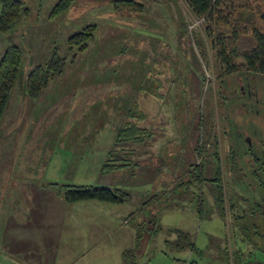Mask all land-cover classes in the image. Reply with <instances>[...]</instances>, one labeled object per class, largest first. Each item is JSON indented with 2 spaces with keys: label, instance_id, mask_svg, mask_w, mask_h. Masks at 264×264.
<instances>
[{
  "label": "rangeland",
  "instance_id": "rangeland-1",
  "mask_svg": "<svg viewBox=\"0 0 264 264\" xmlns=\"http://www.w3.org/2000/svg\"><path fill=\"white\" fill-rule=\"evenodd\" d=\"M22 1L29 6V15L0 33V57L15 42L28 63L0 124V207L28 182L128 188L134 197L131 209L97 199L71 203L69 216L89 218L72 226L78 241L85 243L76 251L83 253L75 257L76 264H123L122 251L134 247L141 227L135 264H178L189 252L179 245L189 241H180L177 230L190 240L197 238L199 245L206 237L210 243L215 237H229V217L219 212L216 188L208 181L202 186L188 183L189 171L202 161L195 153L198 137L206 140L205 133L213 137L217 131L219 151L226 155L222 127L227 117L243 130L251 115L239 102V95L245 94L244 81L224 73L213 30L226 16L234 19V6L262 11L264 0H226L212 17L195 15L186 0H136L137 6L129 9L118 0H76L54 20L49 12L57 0ZM92 24L97 29L89 48L68 62L44 95L29 97L28 67L45 61L53 47L69 60L68 37ZM234 62L241 66L244 60ZM257 87L264 88V78ZM258 107L264 109V100ZM263 113L250 119L258 118V127L264 129ZM142 114L145 119L140 122ZM136 122L151 135L148 145L128 144L124 149L136 152L138 166L106 172L103 168L119 131ZM222 162L229 180L234 174L228 172L226 158ZM243 185L246 182L238 181L239 194L244 195ZM227 190L231 192L229 186ZM156 192L160 199H152L142 214L126 223L119 217ZM93 217H105L110 225L107 229L101 225L100 234L92 232Z\"/></svg>",
  "mask_w": 264,
  "mask_h": 264
},
{
  "label": "trees",
  "instance_id": "trees-1",
  "mask_svg": "<svg viewBox=\"0 0 264 264\" xmlns=\"http://www.w3.org/2000/svg\"><path fill=\"white\" fill-rule=\"evenodd\" d=\"M75 1L57 0L49 12V18L51 20L56 19V17L70 9ZM186 1L195 15L210 17L219 14V6L226 3V0ZM0 2V33L15 28L22 18L30 13L29 6L24 4L22 0H0ZM117 2L128 9L137 6L136 0H118ZM233 10L234 19L226 16V19L221 22L218 21L216 24L213 30V41L217 44L220 62L226 65L224 73L235 75L239 80L244 81L242 84H245V88L243 87L245 94L241 92L243 95H239V102L243 105L245 114H251L250 117H259L258 115L264 112V109L258 107L261 100H264V88L257 87L260 78H264V10H255L247 5L234 6ZM241 25H243L242 30ZM96 29V24L87 25L68 37V47L72 52L69 60L60 53L58 48L53 47L52 52L45 58V61L37 62L31 69L28 67L25 83V91L28 96L37 99L44 95L51 81L64 74L68 62H75L78 53L89 48V43L95 38ZM25 58L26 53L22 46L15 42L10 43L0 57V124L11 96L17 87L22 68L28 66ZM236 58L244 60L241 66H244L245 69H240L241 66L234 62ZM225 80L226 78L222 80L221 87H223ZM184 97H188L186 92ZM223 97L222 99L225 101ZM250 117H248L246 125H242L243 130L235 120L233 121L230 116L227 117V123H224V126L222 125L223 136L228 144L226 155L219 151L217 131L213 137L210 133L208 135L205 133L206 140L201 139L200 141V137H198L195 153L201 157L202 161L193 164L191 167L188 183L195 181L196 184L202 186L204 182H210V185L216 188V202L220 209L219 212L227 218L229 217L228 227L230 231L234 236L237 233L241 234L246 249H250L249 252L260 253L264 256V129L260 127L261 125L258 127V118L252 120ZM143 119L145 117L142 114L140 122ZM200 136L203 137L202 134ZM147 137H151L150 131L137 122L122 128L113 149L109 151L111 157L107 159L103 169L111 173L124 167H131V165L138 166L139 162L134 160L136 152L124 149L128 144L130 146L132 144L148 145ZM198 142L200 143L198 144ZM207 143L211 146V150L210 147L206 148ZM224 158H226L228 172L234 174L229 180H226L223 168L222 160ZM132 178L140 179L138 175H133ZM149 181L147 179L144 182ZM238 181L246 182V189L243 185L241 190L244 191V195L239 194ZM184 184L185 182L179 183L178 186L183 188ZM48 185L70 203L90 199L109 203H125L134 198L128 188L120 186H76L59 182H50ZM228 186L231 189L230 193L227 190ZM158 194L156 192V194L150 195L149 199L142 201L137 211L132 212L130 216L132 215L134 218L139 216L141 211L147 209V205L150 204L152 199H160ZM146 223L149 224L150 221ZM177 231L180 241L184 238L188 240L186 232ZM142 236L143 229L141 227L136 235L134 247L125 249L123 252L124 264H130V259L132 264H135V253L138 248H141ZM188 241L186 243L182 240L179 246H189L193 249L195 242L193 240Z\"/></svg>",
  "mask_w": 264,
  "mask_h": 264
},
{
  "label": "crops",
  "instance_id": "crops-1",
  "mask_svg": "<svg viewBox=\"0 0 264 264\" xmlns=\"http://www.w3.org/2000/svg\"><path fill=\"white\" fill-rule=\"evenodd\" d=\"M24 187L9 203L3 201L0 207V264H76L75 257L83 254L76 251L85 248L82 247L85 243L78 241L73 233L76 227L72 226H80L89 218L78 220L69 216L72 204L48 184L28 182ZM139 193L142 195V192ZM133 199L112 204H118V209L131 205V209ZM9 207L14 211H10ZM137 209L138 207L119 217L126 223L132 220L130 214ZM142 213L143 211L140 214ZM90 219L96 221L92 232L96 231L98 234L101 225L106 229L110 225L105 217ZM228 234L229 237L226 235L211 239V243L206 237L201 245L197 243V238H191L195 246L193 249L187 246L185 249L189 252L181 260L189 258L192 264H264L263 254L249 252L250 249H246L241 234L234 236L229 227ZM179 248L184 249L182 246Z\"/></svg>",
  "mask_w": 264,
  "mask_h": 264
},
{
  "label": "built area",
  "instance_id": "built-area-1",
  "mask_svg": "<svg viewBox=\"0 0 264 264\" xmlns=\"http://www.w3.org/2000/svg\"><path fill=\"white\" fill-rule=\"evenodd\" d=\"M178 264H192V263H191L190 259L188 258V259L179 261Z\"/></svg>",
  "mask_w": 264,
  "mask_h": 264
}]
</instances>
